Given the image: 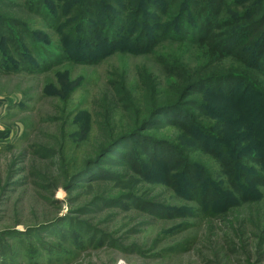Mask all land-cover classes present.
<instances>
[{
    "label": "rangeland",
    "instance_id": "1",
    "mask_svg": "<svg viewBox=\"0 0 264 264\" xmlns=\"http://www.w3.org/2000/svg\"><path fill=\"white\" fill-rule=\"evenodd\" d=\"M63 1L44 0L42 7L59 10ZM133 2L141 8L131 16L107 1L71 38L25 8L26 0L0 6V16L7 18L0 37L17 31L20 44L38 45L37 52L28 50L35 57L29 67L35 70L4 72L22 54L0 49V264H264V231L255 227L256 219L242 230L221 220L244 221L255 211L264 217V186L248 179L264 177V166L255 162L264 153V133L247 129L243 140H236L229 131L232 145L246 147L242 157L227 154L212 139L209 144L207 137L198 139L191 122L206 126L209 120L213 126L219 120L206 116L217 112L215 98L207 94L214 83L191 90L138 136L99 159H87L101 142L106 115L117 122L125 113L128 105L115 100L113 92L123 79L134 100L147 91L171 92L188 78L219 77V92L220 85L236 93L247 83L263 84L264 53L248 44L237 56L235 46L246 36L230 37L239 31L241 11L258 4L254 18H259L264 0H227L216 20L231 21L217 32L231 39L224 58H209L196 43L200 27L189 0ZM66 21L72 26V19ZM103 36L123 41L110 51ZM136 36L154 38L155 44L138 50L132 42ZM69 80L76 81L70 89ZM251 100L257 103L256 97ZM226 111L227 124L210 131L215 136L235 121L233 108ZM158 155L166 160H156ZM186 169L191 172L185 174ZM199 169L221 190L241 184L243 192L234 191L241 205L208 213L212 207L203 198ZM250 187L260 198L251 210L240 195Z\"/></svg>",
    "mask_w": 264,
    "mask_h": 264
},
{
    "label": "trees",
    "instance_id": "2",
    "mask_svg": "<svg viewBox=\"0 0 264 264\" xmlns=\"http://www.w3.org/2000/svg\"><path fill=\"white\" fill-rule=\"evenodd\" d=\"M66 1H68V4L66 5ZM109 0H64L63 3L60 6L59 10H56L55 7H53L51 4V8L42 7L45 3L44 0H26V4L23 6L26 8H30L32 12L42 14L41 17L43 19H46V21H51L50 24L57 26L61 28L60 31H58V34L63 37L65 36L70 37L71 33H77L78 30H83L85 28V25H87L88 20L90 18H95L98 14V10L106 4V2ZM116 5L119 7V10L121 12L128 11L131 16H134L136 14L140 13V8L134 4L133 0H113ZM143 0H141L142 2ZM148 3V0H144ZM257 0H254L256 2ZM14 0H0V6L10 7V4H12ZM24 2V1H23ZM140 2V4H141ZM190 7L192 9V12L195 14V16L198 18L199 21V27H200V34L196 38V43L203 45L206 48V56L214 57L217 56L219 58H224L225 52L224 49H227L229 47L231 39L235 40L239 37H237L239 34L246 36V41L242 45L235 46V55L240 56L242 54V48L243 45L251 44L255 48V52H258L259 54L264 53V33L261 36L262 28L264 27V14L260 15L259 18H254L255 12L259 9V5L261 4L259 1L258 4L255 7H251V9L245 8L241 11L239 16L236 18V24H239L237 26L238 32H236L233 37H230L231 39H225L221 38V35H219L217 32L222 30L225 25L230 24L231 21H221L217 20V18L221 14V10L224 6L227 4V0H189ZM188 3V4H189ZM241 5V4H239ZM45 8V9H44ZM247 9V10H246ZM115 11V9H114ZM44 14H43V13ZM116 12V11H115ZM111 13V11H110ZM51 14H54L56 16V19L53 20V18L50 16ZM66 19H72L70 24L72 26H68V23ZM4 20H7L5 16H0V24H3L2 22ZM123 23V22H122ZM14 24H18L19 26L20 21H14ZM16 26V27H17ZM51 26V25H48ZM14 34V36H13ZM14 37V39L9 40L11 37ZM79 38H82L79 42L84 40V35L79 34ZM30 39L33 37H29ZM71 38V37H70ZM16 39H18V42H14ZM19 35L18 32L13 31L8 37H5L4 35L0 37V49L2 53L9 52L12 48L20 51L22 55H17L16 58L17 63H13L12 65H9V67L5 68L4 72H8L10 69L14 67V71H25L28 69H34L33 67H29L30 60H35L34 56L29 55L28 50L34 49L35 52L38 51V45L37 44H21L19 43ZM261 39V40H260ZM35 40V39H32ZM41 41V40H40ZM102 41H106V45L110 51H114L116 48L118 42L123 41L121 37L115 36L114 38L108 39V36H103ZM260 41V42H259ZM43 42V41H41ZM133 44H135V47H138V50H145L150 49L154 46L155 40L148 39L143 36V38H140L138 40V36H136L133 39ZM69 44V42H68ZM140 45V47H139ZM25 48V49H23ZM38 56V55H37ZM1 59V58H0ZM58 61V60H57ZM74 62V61H73ZM80 62L79 60L77 63ZM76 63V62H75ZM2 67V63L0 60V68ZM50 66H44L43 69H47ZM41 69V70H43ZM33 71V70H32ZM219 79V77H208V78H201L197 80H192L191 78L183 79L181 84L179 86H176L170 91L167 92H160L158 95L155 94L154 91H147V93H144L141 97V100H134L133 98V92L131 90V86L127 84L125 79H123L121 82L117 83V86L115 89H113V92L115 94V100L120 101L121 103L124 102L127 104V108L125 107V113L123 117L119 118L117 122L112 121L110 115H106L105 119L106 121L103 123L104 132L101 137V142L98 143L95 152L89 156L87 159H99L102 157L105 153L109 152L114 146H116L121 141L133 138L135 136H138V134L145 129H147L154 118L158 115H160L163 112L169 111L171 109H175L179 106L181 102H183V99L187 97L191 90L196 88L197 86H204V89L206 88V85L208 83H214V87L209 88L211 91H209L210 96L214 97L216 100V106H217V112L211 111L209 113L210 115H206L208 118L215 119L217 116H219L218 122L216 121L213 126L221 128V125L219 123L226 125L227 124V116L228 111H226V108L232 107L233 111L235 113V121L232 125L228 126L224 132L220 134H216V136L211 133L210 131L213 129L212 123L207 122L206 126L199 125L196 122H191V126L195 129V135L198 139H202L207 137V139L204 141L206 144H209L207 140H211L214 142V144H217L219 147H222L223 151L226 152L229 155L239 156L242 157L243 153L246 151V147H235L232 145V139L229 136V131H233L232 134H234V139L236 140H243L241 138V135L243 132H245L247 129L250 130V132H254L256 135L260 132L264 133V81L263 84L255 85L253 84L251 87L247 83L246 85L240 88L236 93H232L227 88H224V85H220L219 87L223 92L215 91L218 87V83L215 81ZM67 81V80H66ZM246 81V79H245ZM247 82V81H246ZM68 89L74 87L76 85L75 80H69L67 82ZM259 86L263 89L261 91L258 89ZM213 90V91H212ZM162 94H168V95H162ZM162 95L159 99H156L158 96ZM171 95V96H170ZM157 96V97H156ZM167 99H164L167 97ZM254 96L257 99V103L255 101L251 100V97ZM234 99V101L232 100ZM199 110H201L200 106L196 104ZM197 107L195 109L197 110ZM202 109L205 110V107L202 105ZM212 114V115H211ZM218 114V115H217ZM263 127V128H262ZM180 130L183 132H186V127H180ZM220 130V129H218ZM157 131H155L156 133ZM247 132V131H246ZM196 139V140H198ZM160 144H165L164 142H161ZM264 149V148H263ZM164 157L162 155L155 156L156 160L165 161L166 159H163ZM154 160L151 158V163ZM175 162H178L176 159ZM259 165L262 167L264 166V153L263 155L258 158L256 161ZM237 167L240 168V162H237ZM241 166L245 168L242 163ZM88 169V167H87ZM86 169V170H87ZM200 171V178H203L202 184H203V198L207 200L208 203H210V206L212 207V210L207 211L208 213L216 212V211H226L232 208L233 206L238 204V200L236 196L234 195V191L236 189L240 190L237 192L242 193L241 191V184L237 185L235 187V184H230L231 189L227 187V190H221L213 181L212 175L207 176V172H203L201 169ZM185 172V171H184ZM191 171H188L186 169L185 174L190 173ZM226 175H229L227 171H224ZM207 175H206V174ZM250 177V175H249ZM249 181H251L253 184H260L264 186V177L261 175H257L252 178H248ZM196 182H199V180H196ZM254 189L257 192V189L254 187H250L247 190L246 194H240L242 195L243 202L245 203V207L251 210L252 205L257 202L260 198L258 197L259 194L254 193ZM212 195V196H210ZM221 205V207H220ZM214 210V211H213ZM231 219H228L227 217L221 218L223 222L230 225L231 227H236L242 230V227L244 224L249 225L252 224V220L255 218L256 221L254 223L255 227H258V230L261 229L264 231V217L260 218L259 215H256L255 212H249L245 215L246 220L240 221L237 217Z\"/></svg>",
    "mask_w": 264,
    "mask_h": 264
}]
</instances>
